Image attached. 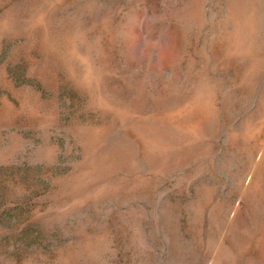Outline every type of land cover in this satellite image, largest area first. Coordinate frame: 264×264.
Returning a JSON list of instances; mask_svg holds the SVG:
<instances>
[{
    "label": "rangeland",
    "instance_id": "1",
    "mask_svg": "<svg viewBox=\"0 0 264 264\" xmlns=\"http://www.w3.org/2000/svg\"><path fill=\"white\" fill-rule=\"evenodd\" d=\"M0 264H264V0H0Z\"/></svg>",
    "mask_w": 264,
    "mask_h": 264
}]
</instances>
